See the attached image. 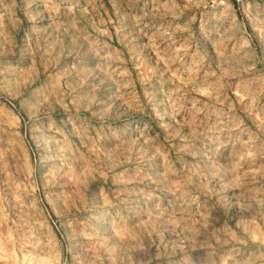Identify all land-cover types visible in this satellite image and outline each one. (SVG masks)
<instances>
[{"label": "rangeland", "instance_id": "obj_1", "mask_svg": "<svg viewBox=\"0 0 264 264\" xmlns=\"http://www.w3.org/2000/svg\"><path fill=\"white\" fill-rule=\"evenodd\" d=\"M0 264H264V0H0Z\"/></svg>", "mask_w": 264, "mask_h": 264}]
</instances>
